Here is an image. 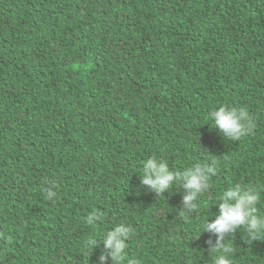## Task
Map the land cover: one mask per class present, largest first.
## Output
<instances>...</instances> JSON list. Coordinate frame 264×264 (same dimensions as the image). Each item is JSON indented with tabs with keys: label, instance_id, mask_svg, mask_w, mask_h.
I'll return each instance as SVG.
<instances>
[{
	"label": "trees",
	"instance_id": "1",
	"mask_svg": "<svg viewBox=\"0 0 264 264\" xmlns=\"http://www.w3.org/2000/svg\"><path fill=\"white\" fill-rule=\"evenodd\" d=\"M222 104L252 131L205 119ZM153 156L215 169L197 208L182 181L141 183ZM238 183L264 215V0H0V264H101L122 224L121 264H215L202 224ZM224 243L233 264H264V238Z\"/></svg>",
	"mask_w": 264,
	"mask_h": 264
},
{
	"label": "clouds",
	"instance_id": "2",
	"mask_svg": "<svg viewBox=\"0 0 264 264\" xmlns=\"http://www.w3.org/2000/svg\"><path fill=\"white\" fill-rule=\"evenodd\" d=\"M205 119L211 121L214 126H218L221 132L230 139L240 140L252 131L250 114L243 107L237 108L222 104L210 111ZM214 172L213 167L199 162L193 163L183 171L170 170L165 160H158L157 157L153 156L144 163L141 183L157 194H162L174 184L182 181L185 190L183 205L187 209H195L201 203L203 193L211 187V178L208 173ZM55 195L54 191L48 190V199ZM260 200V194L256 189L241 183L227 188L217 197L218 214H215V218L211 222L204 221L201 230V233L208 232L216 236L215 244H212L211 240L208 241L212 246L213 254H215V264H233L227 255L231 249L224 243L226 234L234 233L238 228H243L252 241L264 238V215L258 213L257 207ZM93 219H99V216L94 213L87 218V222L92 224ZM133 231L131 225L122 224L103 233V244L108 251L107 254L102 253L100 255L101 264L108 258H111L113 264H121L128 247L125 240L131 237ZM220 250L225 254L216 255V252ZM128 264H138V261L131 259Z\"/></svg>",
	"mask_w": 264,
	"mask_h": 264
}]
</instances>
